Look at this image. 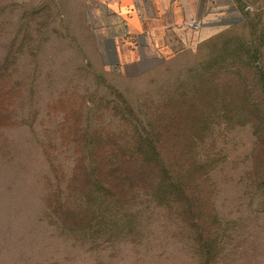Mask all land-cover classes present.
<instances>
[{
  "label": "rangeland",
  "instance_id": "rangeland-1",
  "mask_svg": "<svg viewBox=\"0 0 264 264\" xmlns=\"http://www.w3.org/2000/svg\"><path fill=\"white\" fill-rule=\"evenodd\" d=\"M136 1L0 0V264H264V0Z\"/></svg>",
  "mask_w": 264,
  "mask_h": 264
},
{
  "label": "crops",
  "instance_id": "crops-1",
  "mask_svg": "<svg viewBox=\"0 0 264 264\" xmlns=\"http://www.w3.org/2000/svg\"><path fill=\"white\" fill-rule=\"evenodd\" d=\"M153 3L156 5L159 4V2H156V0H153ZM173 4L181 5L182 16L186 18H192L193 13L188 7V5L191 4L190 0H178L177 2L173 1ZM127 5L128 6H125V8L122 10L119 8V6L116 8L114 3L110 4L109 10L111 11H108L107 14H104V36L108 41H110L111 45H114L116 42H123L125 43L124 45H128V38L132 36L134 23L138 20L139 24L142 25L143 20L138 12L139 10L137 1L129 0ZM162 15L163 14H159L158 16ZM143 25H145V23H143Z\"/></svg>",
  "mask_w": 264,
  "mask_h": 264
},
{
  "label": "trees",
  "instance_id": "trees-1",
  "mask_svg": "<svg viewBox=\"0 0 264 264\" xmlns=\"http://www.w3.org/2000/svg\"><path fill=\"white\" fill-rule=\"evenodd\" d=\"M170 181L173 180V178H170L169 179ZM176 182H181V180H176ZM183 182V181H182ZM181 182V183H182ZM64 207L62 204L55 207L54 209L51 210V213L54 215V217H56L57 219H59V223L62 224L63 227H65V223H66V220H65V215H66V209L65 208H62ZM60 209V212H59V209ZM64 209V210H63ZM61 210L65 211V213H61Z\"/></svg>",
  "mask_w": 264,
  "mask_h": 264
}]
</instances>
